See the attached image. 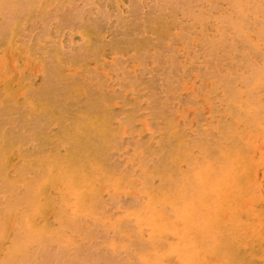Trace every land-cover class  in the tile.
Wrapping results in <instances>:
<instances>
[{
  "label": "rangeland",
  "instance_id": "rangeland-1",
  "mask_svg": "<svg viewBox=\"0 0 264 264\" xmlns=\"http://www.w3.org/2000/svg\"><path fill=\"white\" fill-rule=\"evenodd\" d=\"M0 264H264V0H0Z\"/></svg>",
  "mask_w": 264,
  "mask_h": 264
}]
</instances>
